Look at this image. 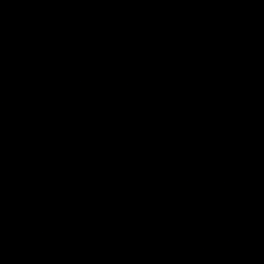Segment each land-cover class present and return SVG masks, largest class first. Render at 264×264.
Returning a JSON list of instances; mask_svg holds the SVG:
<instances>
[{
  "label": "water",
  "instance_id": "95a60500",
  "mask_svg": "<svg viewBox=\"0 0 264 264\" xmlns=\"http://www.w3.org/2000/svg\"><path fill=\"white\" fill-rule=\"evenodd\" d=\"M0 264H264L237 0H0Z\"/></svg>",
  "mask_w": 264,
  "mask_h": 264
}]
</instances>
